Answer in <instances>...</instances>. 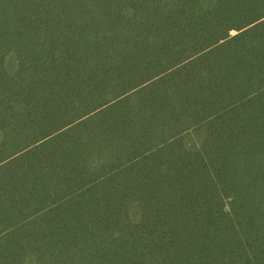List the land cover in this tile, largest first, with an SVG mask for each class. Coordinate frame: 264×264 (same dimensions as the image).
I'll list each match as a JSON object with an SVG mask.
<instances>
[{
	"label": "trees",
	"instance_id": "obj_1",
	"mask_svg": "<svg viewBox=\"0 0 264 264\" xmlns=\"http://www.w3.org/2000/svg\"><path fill=\"white\" fill-rule=\"evenodd\" d=\"M0 264H264V0H0Z\"/></svg>",
	"mask_w": 264,
	"mask_h": 264
}]
</instances>
